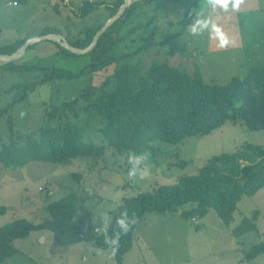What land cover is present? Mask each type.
Returning <instances> with one entry per match:
<instances>
[{"label": "rangeland", "instance_id": "1", "mask_svg": "<svg viewBox=\"0 0 264 264\" xmlns=\"http://www.w3.org/2000/svg\"><path fill=\"white\" fill-rule=\"evenodd\" d=\"M86 0H0V47L25 43L16 53V64L42 65L66 68L84 75L73 82L56 81L39 86L28 98L17 103L10 114L0 119V134L5 142L11 136L12 119L15 135H29L39 128L74 125L87 130L86 142L104 148V155L78 157L63 165L34 162L18 169L0 170V227L17 219L40 224L50 217L48 206L76 192L91 210L94 227H102L101 217L111 218V212L125 198L154 192L161 186L174 185L181 179L196 176L213 157L235 153L244 144L264 145V131L252 132L242 124L226 123L208 136L186 139L171 145L155 142L141 152L151 153V176L146 179L128 177V150L119 151L109 146L98 132V121L83 112L86 101H81L77 117L49 118L53 107L78 97L89 86H104L115 69L124 62L96 71L87 69L89 58L72 59L60 52L57 43L44 38L45 31L66 40L82 38L88 29H95L111 20L110 8L117 0H89L99 4L86 18L80 17V8ZM119 37L125 39L116 55L136 51L154 34L160 42L171 36L165 47L150 49L140 55L139 67L147 70L154 62L167 61L171 66L193 76L199 71L207 84L226 85L234 77L245 78L252 69L264 68V0H244L238 10L211 12L205 0H137ZM16 2L12 6L10 3ZM132 3V4H133ZM212 15L231 43L218 47V41L207 33L192 36L188 27L180 24L186 14ZM79 15V16H78ZM141 27L130 38L128 32ZM68 41V40H67ZM138 60L136 62H138ZM7 64L0 59V66ZM42 73H11L0 67V110L24 94L23 89L9 91L13 86L36 82ZM112 83L113 80H111ZM25 113L23 118L21 113ZM186 162L187 166L179 165ZM76 176H80L78 179ZM192 205L165 215L149 214L136 229L133 250L124 257V264H264V254L246 261L250 249L264 243V188L253 197H244L238 204L231 227L221 221L211 209L196 221L182 218L183 211ZM259 212L257 229L234 237L231 229L244 219H252ZM111 223V222H110ZM50 231L33 233L15 243L18 254L3 264H118L112 251H105L83 243L63 249H54Z\"/></svg>", "mask_w": 264, "mask_h": 264}, {"label": "trees", "instance_id": "2", "mask_svg": "<svg viewBox=\"0 0 264 264\" xmlns=\"http://www.w3.org/2000/svg\"><path fill=\"white\" fill-rule=\"evenodd\" d=\"M20 1L27 3V0ZM124 3L125 0L116 1L110 8V19L120 12ZM136 4H140V1L131 4L100 36L95 48L85 55L74 54L57 43L60 48L57 55L63 53L72 59L89 58L87 69L90 71L124 63L115 69L104 86L85 88L73 100L53 107L48 113L49 118L69 114L77 117L80 102L86 101L83 112L95 117L99 124L96 128L101 125L98 132L109 146L132 152H139L155 142L178 145L189 138L208 136L226 123L242 124L252 132L264 131V68H254L243 79L234 77L228 84L218 85L205 83L199 71L191 76L167 61L154 62L147 70L139 67L140 55L153 48L165 47L179 35L157 42L152 34L136 51L116 55L125 40L119 37L120 30ZM98 7L99 4L86 0L80 8V17H89ZM186 15L180 22L184 29L196 16ZM105 25L86 30L82 38L67 40L74 49L86 50ZM140 29H131L126 38ZM52 34L55 33L45 31L43 36ZM24 44L0 47V54L14 55ZM0 67L11 73H42L36 82L23 87L15 85L6 91L23 89L24 94L0 110V119L9 115L17 103L25 101L29 93L35 92L39 86L56 81L73 82L85 73V69L75 72L66 68L15 62ZM9 125L12 132L9 141L5 142L0 134V170L18 169L34 162L63 165L78 157L99 158L104 155V148L86 142L87 130L78 126L42 127L24 136L14 134L11 118ZM179 166L185 168L187 163L182 162ZM79 177L76 176L77 179ZM263 188L264 145L244 144L235 153L211 158L196 176L183 178L174 185L161 186L154 192L123 199L111 212L108 235L118 230L115 221L125 210L129 217L135 216L137 222L127 235L121 236L119 248L114 253L117 263L124 264V257L133 249L136 229L149 214L165 215L192 205L190 210L181 213L184 220H201L213 209L224 225L231 227L239 202L244 197L255 196ZM48 212L50 217L40 224L17 219L0 227V264L18 254L17 241L43 231L53 234L54 249L87 243L101 250L112 251L104 243L103 233L95 231L92 212L76 192L51 203ZM0 213L4 211L0 210ZM258 217L259 212H254L252 219H244L231 229L232 235L240 237L255 231ZM262 254L264 243L253 246L245 255V260L253 261Z\"/></svg>", "mask_w": 264, "mask_h": 264}, {"label": "clouds", "instance_id": "3", "mask_svg": "<svg viewBox=\"0 0 264 264\" xmlns=\"http://www.w3.org/2000/svg\"><path fill=\"white\" fill-rule=\"evenodd\" d=\"M208 9L211 12H217L222 10L223 12H228L230 10L236 11L239 9L240 5L244 3V0H205ZM190 15H192L190 13ZM188 31L192 36H200L207 33L209 39L218 41V47L225 48L231 41L222 31L220 26L215 22L212 15L200 13L197 14L191 24L188 25ZM21 117L25 113L20 114ZM151 153L141 152L139 154L129 151L126 154L127 164L129 165L128 177L130 180H135L137 177L143 180L151 176V166H150ZM111 218L106 214L101 217L102 227L95 228L97 233H103L104 243L107 244L115 253L120 244L121 236L127 235L132 226L136 224L135 216L129 217L127 210L121 212L120 216L116 219V229L111 236L108 235V230L110 227Z\"/></svg>", "mask_w": 264, "mask_h": 264}, {"label": "water", "instance_id": "4", "mask_svg": "<svg viewBox=\"0 0 264 264\" xmlns=\"http://www.w3.org/2000/svg\"><path fill=\"white\" fill-rule=\"evenodd\" d=\"M131 6V4L128 3V0H125V3L123 5V7L121 8L120 12L111 20H109L106 25L103 27V29H101L98 34L96 35L93 43L91 44V46L89 48H87L86 50L83 51H79L74 49L69 42L65 39L62 38L60 36H44V38H38L37 41H42V40H49V41H53L55 43L60 44L63 48H66L67 50L71 51L74 54L77 55H85L87 53H89L90 51H92L95 46L97 45L98 39L100 38V36L105 33L109 27H111L121 16L122 14ZM0 59H5L7 63L9 62H13L15 59H17L16 54L14 55H1L0 54ZM4 60V61H5Z\"/></svg>", "mask_w": 264, "mask_h": 264}, {"label": "bare ground", "instance_id": "5", "mask_svg": "<svg viewBox=\"0 0 264 264\" xmlns=\"http://www.w3.org/2000/svg\"><path fill=\"white\" fill-rule=\"evenodd\" d=\"M135 1H137V0H128V3L129 4H132L133 2H135ZM32 42H37V40H34V41H32ZM3 61L5 60V59H2ZM6 61V60H5Z\"/></svg>", "mask_w": 264, "mask_h": 264}, {"label": "built area", "instance_id": "6", "mask_svg": "<svg viewBox=\"0 0 264 264\" xmlns=\"http://www.w3.org/2000/svg\"><path fill=\"white\" fill-rule=\"evenodd\" d=\"M10 5L15 6V5H17V3L16 2L10 3Z\"/></svg>", "mask_w": 264, "mask_h": 264}, {"label": "crops", "instance_id": "7", "mask_svg": "<svg viewBox=\"0 0 264 264\" xmlns=\"http://www.w3.org/2000/svg\"><path fill=\"white\" fill-rule=\"evenodd\" d=\"M133 248H134V247H133ZM132 250H133V249H132ZM132 250H131V251H132Z\"/></svg>", "mask_w": 264, "mask_h": 264}]
</instances>
